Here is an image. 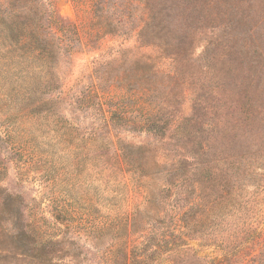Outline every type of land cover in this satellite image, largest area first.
<instances>
[{
  "label": "rangeland",
  "instance_id": "obj_1",
  "mask_svg": "<svg viewBox=\"0 0 264 264\" xmlns=\"http://www.w3.org/2000/svg\"><path fill=\"white\" fill-rule=\"evenodd\" d=\"M126 1L111 0L113 35L87 0L43 1L79 37L55 50L52 78L31 60L27 38H0V187L25 194L36 244L60 242L46 248L48 264H112L123 260V248L128 264H172L171 252L185 246L205 264H264V67L259 80L247 71L257 44L264 55V38H186L192 47L174 69L154 49L138 48L132 29L145 18L144 0ZM208 40L218 43L207 64L199 58ZM123 50L135 58H120ZM142 55L156 66L154 96L122 80L125 63ZM98 78L109 88L100 101ZM154 106L167 124L157 138L163 146L136 170L121 161L118 140L154 142L130 131ZM109 108L125 118L115 129L103 126ZM200 144L207 153L192 157ZM178 156L199 158L207 173L171 176ZM9 232L1 216L0 264H34L17 256Z\"/></svg>",
  "mask_w": 264,
  "mask_h": 264
},
{
  "label": "trees",
  "instance_id": "obj_2",
  "mask_svg": "<svg viewBox=\"0 0 264 264\" xmlns=\"http://www.w3.org/2000/svg\"><path fill=\"white\" fill-rule=\"evenodd\" d=\"M43 1L0 0V38H13V41L15 38L18 40L27 38V50L31 60H39L42 67L47 68L49 71L47 74L52 78V72L48 68L56 60L55 50L62 49L64 43L73 39V43L69 44V48H72L79 42V37L77 28L71 22L62 19L55 10L47 8ZM72 1L79 2L81 0ZM87 1L92 3L94 16L104 23L105 33L113 35L115 29L107 22V15L117 9L115 4H110L111 0ZM126 2L132 4L134 0ZM143 10L145 18L132 29L138 36V48L142 46L154 49L161 58H167L170 62L169 66L171 65L174 69L183 63V58L179 55L180 51L185 52L192 47V42H186V38H264V0H144ZM217 43H212L211 40L207 41L199 58L200 62L209 63L207 61L209 46ZM256 49L258 58L249 60L247 71L251 77L254 75L256 80H259L263 75L264 55L259 44ZM243 50H248L247 45ZM130 55L131 57L136 56L129 50H123L120 53V58ZM193 66L195 65L193 64ZM155 67L150 57L143 55L134 61H129L125 63V68L122 71L123 83L127 82L128 87H135L134 90L139 94L154 96L158 89L155 73H153ZM203 67L209 68V65ZM120 82V80L116 81V83ZM105 85L101 78H98L96 84L93 85L98 101L109 91V88H104ZM52 87V85L46 84L44 89L49 92L57 89ZM205 91L213 92L210 88ZM158 108L160 107H152V113L147 115L140 124L133 123V128H130V131L142 130L149 133V136L155 138L154 142H147L146 145H132L118 140L121 161L126 165H132L136 170L143 169V166L147 165V161L150 162L155 156L156 148L160 149L163 146V144H159L161 140L157 138H160L166 131L167 124H163L157 117L158 115L154 114ZM109 109L110 116L104 121L103 126L107 129H115L119 124L125 122V118L120 115L121 108ZM192 120L189 119L186 123L190 125ZM179 125L176 124V126ZM193 135L191 131L187 130L188 137ZM207 147V145L200 144L198 152L190 155L192 157L204 155L207 153ZM171 161L172 168L168 172L171 176L187 179L190 175L201 177L207 173L206 166L199 158L198 160L196 158L195 163H189L185 158L180 159V157ZM27 205L25 194L10 193L0 187V217L4 216L5 221L9 224V237L15 253L20 259H31L34 264H48L46 248L58 246L60 242L51 241L45 244H36L25 218ZM182 249L181 252H171L172 264H205L192 248L185 246ZM127 256L125 248H123V260L112 264H128V262H124L128 258Z\"/></svg>",
  "mask_w": 264,
  "mask_h": 264
}]
</instances>
